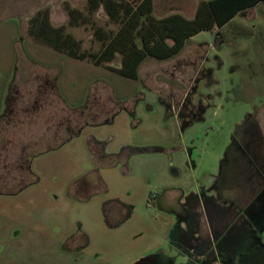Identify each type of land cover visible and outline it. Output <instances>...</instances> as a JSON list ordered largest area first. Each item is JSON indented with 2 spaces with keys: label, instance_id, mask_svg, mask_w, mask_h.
<instances>
[{
  "label": "rangeland",
  "instance_id": "1",
  "mask_svg": "<svg viewBox=\"0 0 264 264\" xmlns=\"http://www.w3.org/2000/svg\"><path fill=\"white\" fill-rule=\"evenodd\" d=\"M85 3L0 0V264H264V6L134 81L27 35L38 8L58 26ZM66 31L98 49L90 24Z\"/></svg>",
  "mask_w": 264,
  "mask_h": 264
},
{
  "label": "trees",
  "instance_id": "2",
  "mask_svg": "<svg viewBox=\"0 0 264 264\" xmlns=\"http://www.w3.org/2000/svg\"><path fill=\"white\" fill-rule=\"evenodd\" d=\"M264 6V0H198L194 14L180 12L154 14L153 0H86L85 12L64 4L69 26L90 24L97 50L83 49L81 41L66 31V25L51 22L50 8H38L27 20L26 32L35 42L77 60H87L111 73L136 81L139 66L147 57L167 60L181 52L187 40L201 31L228 24L237 14ZM99 9L116 28L96 25L93 17ZM119 56V66L110 62Z\"/></svg>",
  "mask_w": 264,
  "mask_h": 264
},
{
  "label": "flooded vegetation",
  "instance_id": "3",
  "mask_svg": "<svg viewBox=\"0 0 264 264\" xmlns=\"http://www.w3.org/2000/svg\"><path fill=\"white\" fill-rule=\"evenodd\" d=\"M65 244L69 245V246L72 245L73 246L72 249L79 248L80 250H83L85 248V244L87 246L85 235H79V237H76L73 240L67 239V243H65ZM71 252L75 253L76 251L75 250H71Z\"/></svg>",
  "mask_w": 264,
  "mask_h": 264
}]
</instances>
